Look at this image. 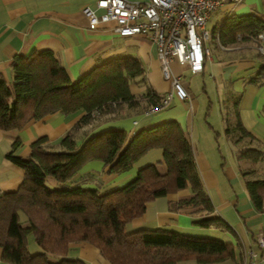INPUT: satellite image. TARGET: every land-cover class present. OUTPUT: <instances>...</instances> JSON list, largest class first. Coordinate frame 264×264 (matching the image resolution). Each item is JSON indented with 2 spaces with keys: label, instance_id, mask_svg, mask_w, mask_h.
Returning a JSON list of instances; mask_svg holds the SVG:
<instances>
[{
  "label": "trees",
  "instance_id": "trees-1",
  "mask_svg": "<svg viewBox=\"0 0 264 264\" xmlns=\"http://www.w3.org/2000/svg\"><path fill=\"white\" fill-rule=\"evenodd\" d=\"M262 29L264 22L255 16L233 15L224 21L220 37L224 43H232L238 32L255 36ZM11 70L10 81L0 77V129H20L31 120L56 112L83 114L58 141H49L46 136L34 140L28 158L16 153L18 141L6 154L22 168L23 179L16 190L0 193V248L4 261L86 264L67 255L71 243L82 241L96 247L109 264H175L184 260L206 263L234 255L235 246L221 239L165 228L125 230L126 223L143 214L147 203L180 189H189L190 196L179 200L174 208L199 207L205 215L213 212L192 146L177 121L131 133L108 128L90 135V124L97 117L120 116L123 105L136 108L140 98H145L142 108L147 109L161 100L162 95L149 87L140 96L130 92L131 80H144V67L138 58L126 56L110 61L72 80L51 51H32L16 55ZM261 79L264 65L252 78ZM234 128L239 135H232ZM226 133L242 146L245 137L253 139L240 121L233 128L227 122ZM152 148L163 150L162 159L139 168L119 187L104 188L102 181L95 180L98 172L83 169L90 161L98 160L103 164L101 172H127ZM262 154L258 148L245 146L237 156L238 161L255 164ZM159 163L164 164V173L158 171ZM251 172L240 170L252 203L262 210L264 178L252 179ZM49 178L54 184H48ZM196 222L202 226L216 222L229 229L220 218ZM30 237L40 248L38 252L29 251Z\"/></svg>",
  "mask_w": 264,
  "mask_h": 264
},
{
  "label": "crops",
  "instance_id": "crops-1",
  "mask_svg": "<svg viewBox=\"0 0 264 264\" xmlns=\"http://www.w3.org/2000/svg\"><path fill=\"white\" fill-rule=\"evenodd\" d=\"M95 2L0 0V77L10 81L13 58L32 51H51L72 80L99 65L131 56L142 63L144 80L143 83L131 80L130 92L140 96L149 87L156 94L163 95L170 89V82L162 77L155 45L141 34L117 36L111 29L112 23L89 29L82 9L84 6L94 7ZM233 15H252L264 22V0L226 3L211 12L206 23L211 32V39L207 42L211 44L208 47L210 56L204 59L202 71L192 73L176 60L172 61V71L181 75L190 100L173 98L166 107L147 113V108H142L146 105L145 98H140L138 107L123 105L122 115L105 114L90 124V135L108 128H121L131 133L169 120L180 124L192 146L198 174L213 212L205 215L199 207L174 208L179 200L190 196L189 189H180L147 203L143 214L126 223L125 230L165 228L228 241L235 249L232 257L215 262L184 260L175 264H248L250 251L255 255L254 260L260 259L256 237L260 232L264 234V209L255 208L240 170H251L249 177L252 179L264 178V154L255 164L238 161L237 155L245 146L264 152V79L252 80L264 65V56L257 49L256 36L261 30L255 36L238 32L234 42H223L221 28ZM192 83L200 89H193ZM82 114L79 111L56 112L31 120L20 129H0V193L16 190L23 179L22 168L6 157L15 141L19 142L16 153L28 158L34 140L46 136L49 141H58ZM237 121L253 136L252 140L245 137L243 146L235 144L226 133L227 122L233 128ZM234 131L235 128L233 136L239 135L238 130ZM162 153L161 148L149 149L131 170L117 175L101 172L103 164L98 160L90 161L83 169L98 172L95 180L102 181L104 188L119 187L139 168L160 161ZM157 169L164 173V164H157ZM48 181L54 184L53 179ZM204 218H220L229 229L216 222L208 226L196 222ZM28 249L31 253L40 250L31 237ZM67 255L80 258L86 264H109L96 247L84 241L71 243ZM0 264H10L1 258V248Z\"/></svg>",
  "mask_w": 264,
  "mask_h": 264
},
{
  "label": "built area",
  "instance_id": "built-area-1",
  "mask_svg": "<svg viewBox=\"0 0 264 264\" xmlns=\"http://www.w3.org/2000/svg\"><path fill=\"white\" fill-rule=\"evenodd\" d=\"M241 0H96L95 6H84L82 12L89 29L112 23V31L119 37L135 34L146 36L156 48L162 77L170 82V89L161 100L146 110L152 113L166 107L173 98L190 100V94L180 74L172 71L171 63L186 67L192 73L203 69L209 58L207 42L211 32L207 20L216 8L236 4ZM100 10L97 12V10ZM257 49L264 55V29L257 34ZM256 244L260 259L249 252L248 264H264V234L258 233Z\"/></svg>",
  "mask_w": 264,
  "mask_h": 264
},
{
  "label": "rangeland",
  "instance_id": "rangeland-1",
  "mask_svg": "<svg viewBox=\"0 0 264 264\" xmlns=\"http://www.w3.org/2000/svg\"><path fill=\"white\" fill-rule=\"evenodd\" d=\"M207 46H208V47H211V44L209 43V44H207ZM192 87H193V89H194V88H195V89H196V88H197V89H198V88L200 89V87H199L197 84L194 86V84L192 83ZM245 141H247V140H245ZM242 143L244 144V141H242ZM48 184H50L49 181H48ZM50 185H51V184H50Z\"/></svg>",
  "mask_w": 264,
  "mask_h": 264
}]
</instances>
